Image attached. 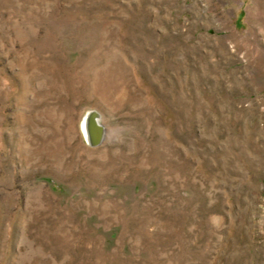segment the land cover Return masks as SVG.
<instances>
[{
    "label": "rangeland",
    "instance_id": "374dc122",
    "mask_svg": "<svg viewBox=\"0 0 264 264\" xmlns=\"http://www.w3.org/2000/svg\"><path fill=\"white\" fill-rule=\"evenodd\" d=\"M0 264H264V0H0Z\"/></svg>",
    "mask_w": 264,
    "mask_h": 264
},
{
    "label": "bare ground",
    "instance_id": "6f19581e",
    "mask_svg": "<svg viewBox=\"0 0 264 264\" xmlns=\"http://www.w3.org/2000/svg\"><path fill=\"white\" fill-rule=\"evenodd\" d=\"M97 126H98L97 121L94 120L92 115L85 118L83 122V134L87 139L95 141V137H96L95 127Z\"/></svg>",
    "mask_w": 264,
    "mask_h": 264
},
{
    "label": "clouds",
    "instance_id": "9594fccd",
    "mask_svg": "<svg viewBox=\"0 0 264 264\" xmlns=\"http://www.w3.org/2000/svg\"><path fill=\"white\" fill-rule=\"evenodd\" d=\"M111 138L113 142H119V138H120V130H114L111 134Z\"/></svg>",
    "mask_w": 264,
    "mask_h": 264
},
{
    "label": "water",
    "instance_id": "95a60500",
    "mask_svg": "<svg viewBox=\"0 0 264 264\" xmlns=\"http://www.w3.org/2000/svg\"><path fill=\"white\" fill-rule=\"evenodd\" d=\"M95 129H96V136H97V138L99 139L100 134H101V127L98 125L97 127H95ZM95 141H96V140H95Z\"/></svg>",
    "mask_w": 264,
    "mask_h": 264
}]
</instances>
